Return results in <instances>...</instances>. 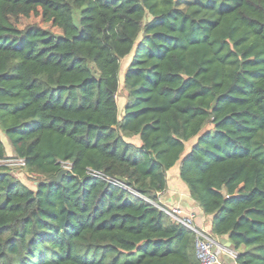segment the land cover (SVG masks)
<instances>
[{
  "label": "trees",
  "instance_id": "1",
  "mask_svg": "<svg viewBox=\"0 0 264 264\" xmlns=\"http://www.w3.org/2000/svg\"><path fill=\"white\" fill-rule=\"evenodd\" d=\"M0 130L35 180L0 168V264H200L104 178L157 201L176 164L236 264H264V0H0Z\"/></svg>",
  "mask_w": 264,
  "mask_h": 264
},
{
  "label": "built area",
  "instance_id": "2",
  "mask_svg": "<svg viewBox=\"0 0 264 264\" xmlns=\"http://www.w3.org/2000/svg\"><path fill=\"white\" fill-rule=\"evenodd\" d=\"M8 166H24V161L21 158L13 157L6 164ZM63 167L69 170V165L65 164ZM106 180L111 182L113 185L119 188L125 189L133 195L153 204L159 210L164 212L171 220L178 224L190 229L195 234V250L196 255L199 259L200 264H224L222 261V256H227L233 263L235 262L237 252L228 246L220 244L216 237L212 235L209 231L205 230L201 226H196L194 224V213H184L182 209L178 206H169L160 201L161 193H157V201H154L146 196H143L136 192L131 187L127 186L123 182L110 178L108 176L104 177Z\"/></svg>",
  "mask_w": 264,
  "mask_h": 264
},
{
  "label": "crops",
  "instance_id": "3",
  "mask_svg": "<svg viewBox=\"0 0 264 264\" xmlns=\"http://www.w3.org/2000/svg\"><path fill=\"white\" fill-rule=\"evenodd\" d=\"M172 168L167 171V188L161 193L159 198L160 201L169 206H178L184 213H194V220L196 223L199 226L202 225L201 227L209 231L211 216L203 214L195 201L190 197L186 185L183 182H179L177 179H174L173 184L169 185L168 173L172 170ZM215 237L220 244L226 246V242L228 241L226 236ZM222 261L224 264H236L233 263L227 256H222Z\"/></svg>",
  "mask_w": 264,
  "mask_h": 264
},
{
  "label": "rangeland",
  "instance_id": "4",
  "mask_svg": "<svg viewBox=\"0 0 264 264\" xmlns=\"http://www.w3.org/2000/svg\"><path fill=\"white\" fill-rule=\"evenodd\" d=\"M131 54L125 56L124 58L121 59L120 61V69H119V80H120V86H119V91L117 94V104H118V108H119V112L122 111V107L123 104L125 102V91L123 90V85H122V80H123V74L124 71L126 69V66L130 60ZM0 137L3 141L4 147H5V158L4 159H0V168L4 167L9 160H11L14 157V153L12 151V148L10 146V143L8 141V139L4 136V134L1 132L0 130ZM130 141L137 143L138 140L136 137L134 138H130ZM195 141V138L189 140L186 143V149L188 150L190 144ZM9 167V172L14 175L16 178H18L21 182H23L26 186L30 187V188H34L35 186V180H34V176L33 175H29L24 168L19 167V166H8ZM178 165L176 164L172 170L168 173V179H169V185L173 184V180L177 179L179 180V182L182 183V181L179 179L178 177ZM194 224L196 226H199L196 221L194 220ZM202 226V225H201Z\"/></svg>",
  "mask_w": 264,
  "mask_h": 264
},
{
  "label": "water",
  "instance_id": "5",
  "mask_svg": "<svg viewBox=\"0 0 264 264\" xmlns=\"http://www.w3.org/2000/svg\"><path fill=\"white\" fill-rule=\"evenodd\" d=\"M67 171H68L67 168L62 167L57 174L49 176L45 180V182H47V183L58 182L61 180L62 176L67 173ZM226 246H230L229 241L226 242Z\"/></svg>",
  "mask_w": 264,
  "mask_h": 264
}]
</instances>
